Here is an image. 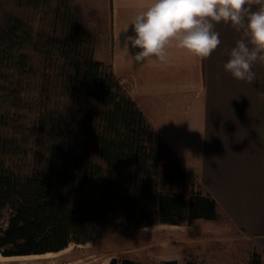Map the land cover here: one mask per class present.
Listing matches in <instances>:
<instances>
[{
	"label": "trees",
	"instance_id": "16d2710c",
	"mask_svg": "<svg viewBox=\"0 0 264 264\" xmlns=\"http://www.w3.org/2000/svg\"><path fill=\"white\" fill-rule=\"evenodd\" d=\"M97 47L73 0H0L2 255L223 215Z\"/></svg>",
	"mask_w": 264,
	"mask_h": 264
},
{
	"label": "crops",
	"instance_id": "0c3cea01",
	"mask_svg": "<svg viewBox=\"0 0 264 264\" xmlns=\"http://www.w3.org/2000/svg\"><path fill=\"white\" fill-rule=\"evenodd\" d=\"M73 2L96 32L98 57L107 45L114 74L128 84L137 107L181 162L197 169L199 189L264 251V64L254 66L251 83L224 71L240 38L224 23L216 24L221 44L207 59L173 47L167 62L134 63L123 48L134 33L131 26L122 30L147 0ZM128 51L134 55L139 49Z\"/></svg>",
	"mask_w": 264,
	"mask_h": 264
},
{
	"label": "clouds",
	"instance_id": "9594fccd",
	"mask_svg": "<svg viewBox=\"0 0 264 264\" xmlns=\"http://www.w3.org/2000/svg\"><path fill=\"white\" fill-rule=\"evenodd\" d=\"M219 23L240 34L224 71L251 83L254 66L264 64V0H147L122 30L126 33L131 26L134 33L125 37L123 48L134 63L167 62L173 47L204 60L221 44L215 30ZM129 46L139 51L130 55Z\"/></svg>",
	"mask_w": 264,
	"mask_h": 264
},
{
	"label": "rangeland",
	"instance_id": "374dc122",
	"mask_svg": "<svg viewBox=\"0 0 264 264\" xmlns=\"http://www.w3.org/2000/svg\"><path fill=\"white\" fill-rule=\"evenodd\" d=\"M108 57L106 45L99 58ZM122 83L128 88L126 82ZM8 215L7 208L0 213L1 224ZM253 253H257L259 264H264V252L222 215L215 220H196L191 225L155 223L92 242H71L57 251L0 254V264H108L114 257L147 264L163 260H176L177 264H254Z\"/></svg>",
	"mask_w": 264,
	"mask_h": 264
},
{
	"label": "bare ground",
	"instance_id": "6f19581e",
	"mask_svg": "<svg viewBox=\"0 0 264 264\" xmlns=\"http://www.w3.org/2000/svg\"><path fill=\"white\" fill-rule=\"evenodd\" d=\"M46 255V254H48V252L47 253H43V255ZM3 257H5V258H9V259H11L13 256H3ZM17 257V256H16Z\"/></svg>",
	"mask_w": 264,
	"mask_h": 264
}]
</instances>
